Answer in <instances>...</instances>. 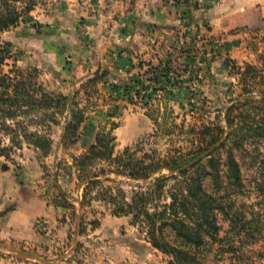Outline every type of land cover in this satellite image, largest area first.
Segmentation results:
<instances>
[{
    "label": "crops",
    "instance_id": "0c3cea01",
    "mask_svg": "<svg viewBox=\"0 0 264 264\" xmlns=\"http://www.w3.org/2000/svg\"><path fill=\"white\" fill-rule=\"evenodd\" d=\"M197 1L200 9L196 7ZM250 7V0L222 7L216 0H187L178 6L172 0H95L88 7L80 5L79 0H49V13L43 16L44 20H32L36 27L20 23L4 33L13 35L9 43L20 52L18 64L26 62L44 75L52 74L44 81L51 90L58 89L71 97L84 83L98 78L95 97L83 101L87 106L80 136L66 145L72 148L68 150L76 154L86 152L94 144L98 131L108 130L112 122L117 124L112 132L115 149L123 150L134 137L153 131L154 123L148 115L153 108L183 97L186 82L181 81L179 89L173 88L170 83L173 72L181 76L192 57V68L199 70L198 77L201 71L214 75L220 70L224 56L220 49L207 45L208 39L229 38L231 25L233 22L235 25L231 16L239 11L249 12ZM82 34L88 38L91 50L85 48ZM187 48L190 55L185 52ZM207 56L211 60L206 64ZM148 64L158 67L147 71ZM153 78L154 81H147ZM133 81L139 82L135 89H140L142 84L156 89L148 106L132 104L129 96H121L124 86L133 85ZM151 88L144 90L145 95ZM110 111L113 117H109ZM63 132L64 125L58 142L52 143L51 153L42 159L33 148L25 147L34 156L25 163L22 174L14 170L10 161L0 158V164L7 163L0 169V264L40 261L34 256L21 255L28 247L41 244L37 223L45 220L63 235L70 225L71 214L81 211V190H74V182L61 177L60 171L53 175L54 183L66 196L75 192L74 208H65L61 199L53 196L55 185L52 193L39 187L44 181L41 161L51 158L54 162L58 159L52 153L54 149L60 152L67 148L62 145Z\"/></svg>",
    "mask_w": 264,
    "mask_h": 264
},
{
    "label": "rangeland",
    "instance_id": "374dc122",
    "mask_svg": "<svg viewBox=\"0 0 264 264\" xmlns=\"http://www.w3.org/2000/svg\"><path fill=\"white\" fill-rule=\"evenodd\" d=\"M241 1L243 0H216V3H219L222 7L223 5H233L234 2L239 5ZM93 2L95 0H79L80 5L86 7L93 4ZM250 2L249 12L241 13L242 11H239L231 16L235 21V25L234 22L231 25L229 38L219 36L211 40L208 39L207 45L211 48H217V50L220 49L219 51L224 56L222 66L220 65L218 72L215 71L214 75H209L200 70V77H198L199 70H193L192 68L194 63V57H192L189 66L184 68L181 76L173 75L181 77L178 81L184 80L186 82V87L183 88L184 91L181 93L183 97L179 98L180 101L173 100L175 103L163 104L162 107L157 105L156 108H153L152 111L154 112L151 111V113L157 118L158 126L152 132L131 139L133 142L128 147L132 148V153L135 156L141 157L148 154L154 157L156 153L159 158L167 160L172 155L182 156L187 154L194 147L192 140L201 138L200 133L204 127L207 126L210 129L215 127L225 128L226 110L232 106L235 108V111H232L235 114L234 116H237L240 111L250 117L255 115L252 108L260 106L259 95L264 93V72L261 71L264 67L261 61L262 56H264V0H250ZM48 13L49 0H38L29 15L32 19L27 24L34 25L35 21H32L34 18L44 20L43 16ZM82 36L84 38L83 44L87 49V43L90 44V42L85 35L82 34ZM12 38V33L0 35V41L9 42ZM191 50L192 53H196L193 48ZM14 53L19 60L20 52L14 50ZM187 53L190 55L188 48ZM210 60V56H207L205 58L206 64ZM7 64L3 67V73L11 71L14 62L10 60ZM15 65L24 72L32 70L34 74L32 82L36 84L37 88L54 95L64 96L58 89L51 90L47 87L48 85H44V81L47 82L48 76L52 77V74L47 72L48 74L44 75L42 70L31 67L26 62L20 64L16 62ZM188 67L190 68L188 69ZM248 67H255L257 71L254 74L247 75L245 71ZM177 70L181 69L177 68ZM131 86L133 87L132 84ZM95 88L96 85H90L84 88L85 90H82V92L81 89L75 92L81 108L87 106L83 102L87 100L86 95L90 94L91 98L95 97ZM185 89L187 91L189 89L193 97H190L189 91L186 92ZM247 90H251L254 94L252 101H259V103L247 105L242 102V99H245ZM79 92L81 93L79 94ZM134 92L132 91L127 96L130 97L132 104L134 102V104L139 105L138 99L142 97L141 95L137 97ZM239 99L241 104L236 107V101ZM251 106L253 107L251 108ZM258 114L262 116L264 111H259ZM65 115L57 116V124H53L50 119L45 120L44 124L40 123L41 116L37 113L27 117L24 116L21 120L27 131H40L41 134L53 138L52 143H55L58 142L59 131L65 123L63 120ZM62 143L63 147H67L65 151L58 152L55 148L52 152L58 158L57 160L53 162V159L49 158L46 161H41L44 162L41 166L44 181L39 187L45 192L48 190L52 193L55 185L53 175L58 170L61 172V177H65L68 181L71 179L74 182V190L76 188L81 190L80 201L86 204L83 206V212L81 209L77 213L79 218L75 217V213L71 214L70 225L66 226L63 235H59L55 229L47 225L46 231H38L42 238L41 244L37 247H28L27 251L21 255L34 256L35 260H40L31 264H170L171 259L169 257L151 247L148 236L142 229L144 225H142L141 219L134 220L133 216L130 215L113 214L117 211L119 205L123 204L125 210L124 203H130L137 192L151 188L154 177L146 181H135L113 174L109 175L110 182L100 179L99 184L87 192L86 185H81L78 178L80 174L73 167V159L85 152L76 154L70 151L72 150L71 146H66L71 144L69 140ZM226 145L229 147L230 143H226ZM5 146L11 147L8 137L0 130V148ZM21 146L20 149L12 146L10 151L11 160L9 163L18 174L24 172L26 164L34 156L33 152L25 149L27 145L23 144ZM121 151L122 149H115L114 153L119 154ZM232 152L240 165L242 186L239 189L231 190L226 186L227 180L224 179L221 186L227 187V191H220L215 194L213 182L205 178L203 181L204 188L207 193L216 198L223 197L224 201L231 204L234 218L247 223L246 227L260 231L258 235L255 234L257 236L255 241H249L244 245L247 251V257L245 258L246 261H251L254 264H264V194L259 191V185L264 182V141L254 144L248 143V141L244 142L241 148L233 149ZM36 153V156L42 159L39 153ZM217 158L220 164L223 165L226 160L225 148L221 149ZM2 164L7 165V163L2 162L0 169ZM102 167V163L97 161L89 166L91 171H88L95 173ZM224 172L225 169L221 167V175ZM163 173L166 174L165 171ZM172 183V181L168 183V186H171ZM55 189L53 196H58ZM60 191L63 192L61 189ZM74 196L75 192L72 196H66L68 199H64V204L73 205L72 203L75 202ZM109 198H113L115 201H109ZM64 201L61 200L60 202L63 204ZM70 206H65V208H70ZM72 208L74 207L72 206ZM216 216L217 225L222 227L219 238L224 239L227 235L225 232L235 225L231 223L229 212L227 216L222 213H216ZM60 221H64V219ZM239 242H236L237 246L240 245ZM209 248H211L210 251L206 248L201 255L206 258L209 264H222L224 261H228L227 258L230 255L220 257V253L217 252L219 249L217 245ZM214 248L216 249L214 250Z\"/></svg>",
    "mask_w": 264,
    "mask_h": 264
},
{
    "label": "trees",
    "instance_id": "16d2710c",
    "mask_svg": "<svg viewBox=\"0 0 264 264\" xmlns=\"http://www.w3.org/2000/svg\"><path fill=\"white\" fill-rule=\"evenodd\" d=\"M37 1L0 0V34L20 23L31 21L32 18L29 15ZM172 2L178 6L187 3V0H179V2L172 0ZM34 26L36 27L35 23ZM13 53L14 49L9 42L0 41V130L8 137L11 145V147L0 148V158L10 161L12 146L20 149L23 144L33 148L40 157H46L51 152V138L37 130L27 131L21 118L37 113L41 116L40 123L44 124L45 120L50 119L53 124H57V116L67 113L62 142L69 140V143H72L80 136L85 122L86 107H80L75 94L71 97L54 95L37 88L32 82L34 78L32 70L26 72L19 70L15 65L18 59ZM10 60L14 62L11 71L3 73V67L8 65ZM261 61L264 66V56ZM141 66L142 63H140ZM148 66L147 71L158 67L154 68L150 64ZM262 69L261 71L264 72V67ZM256 71L255 67H248L245 74H254ZM173 74L175 75L174 72ZM177 79H179L178 76H173L170 82L175 89L181 87L182 80ZM97 80L98 78H94L87 81L81 89L84 91V88L95 85ZM147 81H154V78ZM137 83L139 82L135 81L133 87L124 86L121 96L130 95L132 91H135L138 97L141 91L151 88L142 84L140 89H135ZM155 91L156 89L151 88L150 92L143 94L144 102L141 106H148L151 95ZM188 91L190 97H193L192 92L189 89ZM253 95L251 90H247L242 102L247 105L259 103V101H252ZM86 97L88 100L91 98L90 94ZM259 97L260 106H251L255 115L250 117L240 111L237 116H234V106L228 108L224 118V129L204 127L200 133L201 138L192 140L194 144L192 150L182 156L172 155L167 160L159 158L156 153L154 157L148 154L137 157L132 153L131 147H126L119 154H115V138L112 132L117 124L112 122L108 130L102 128L98 131L94 144L84 154L73 159V167L80 174L78 178L81 185H86L87 192L97 186L100 179L110 182L109 175L113 174L135 181H146L154 177L151 188L137 192L130 203H124L125 210L122 204L117 206V211L113 214L130 215L134 220L141 219L144 225L142 229L148 236L151 247L169 257L170 264H209L201 255L206 248L210 251L209 247L215 245L219 248L217 252L220 253V257L230 255L227 258L228 261L222 264H254L246 261L247 251L244 245L249 241H255L260 231L246 227L247 223L234 218L232 205L224 201L223 197L216 198L207 193L203 181L206 178L213 182L215 194L227 191V187L232 190L242 186L240 165L232 151L241 148V145L247 141L253 144L264 141V115L258 114L259 111H264V93H260ZM236 104V107L240 106V99L236 101ZM152 114L148 113L155 130L158 120ZM108 115L113 117L114 113L110 111ZM226 143H230V146L228 147ZM222 148L226 149V160L223 165L217 158ZM97 161H100L103 167L98 172H89L91 171L89 166ZM221 167L225 169L223 175H221ZM200 170L202 171L199 172ZM164 171L166 174L163 173ZM224 179L227 180V187L221 186ZM171 181L172 185L168 186ZM55 188L58 192L57 197L64 201L66 196L57 185ZM166 188L169 189L166 190ZM259 191L264 194V182L259 185ZM109 201L115 200L109 198ZM64 203L65 201L61 203L64 207L70 206ZM85 204L80 201L79 209H83ZM228 212L231 215V223L235 226L226 231V237L221 239L219 235L222 227L217 225L216 213L227 216ZM74 215L79 218L77 214ZM235 239H237L236 242L240 241L239 246L236 245Z\"/></svg>",
    "mask_w": 264,
    "mask_h": 264
},
{
    "label": "built area",
    "instance_id": "2783aa9c",
    "mask_svg": "<svg viewBox=\"0 0 264 264\" xmlns=\"http://www.w3.org/2000/svg\"><path fill=\"white\" fill-rule=\"evenodd\" d=\"M176 1H178L179 2V0H176ZM197 7L200 9L201 8V5H200V2L199 1H197ZM87 49H89V50H91L92 49V47L90 46V44H88L87 43ZM134 94H135V92H134ZM133 93H132V95H134ZM143 94H144V91H141L140 93H139V95H141V97H143ZM139 97V96H138ZM142 98H140V99H138V104L140 105V104H143V101L141 100ZM47 225H48V222L47 221H45V220H41V221H39L38 223H37V227H38V231L40 230H43V231H46V229L48 228L47 227Z\"/></svg>",
    "mask_w": 264,
    "mask_h": 264
}]
</instances>
